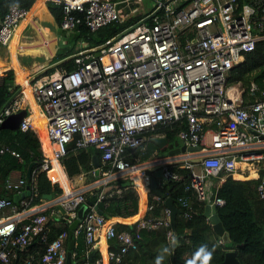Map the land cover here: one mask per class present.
<instances>
[{
  "label": "built area",
  "instance_id": "obj_1",
  "mask_svg": "<svg viewBox=\"0 0 264 264\" xmlns=\"http://www.w3.org/2000/svg\"><path fill=\"white\" fill-rule=\"evenodd\" d=\"M44 1L61 7L62 30L77 32L82 24L96 31L111 22L124 21L131 13L122 14L118 3H124L130 11L132 3L142 0ZM151 2L153 7L139 20L105 42L91 49L85 46L77 49L71 56L73 68L54 65L32 77L25 89H17L0 110V124L6 116L25 108L22 99L28 91L46 119L44 128L50 154L42 152L39 169L53 168L54 161L60 162L77 134L76 148L98 150V167H107L95 188L126 179L130 172L142 170L145 163L161 169L157 183L161 188L169 180L181 179L170 167L178 164L190 171L185 191L195 194L198 201L222 205L224 199L215 196L216 186L212 188L209 176H220L221 172L224 177L234 176L239 161L252 163L258 173L264 169V86L251 81L246 91L251 99L243 102L242 96L230 92L234 86L228 85L230 69L243 60L245 52L254 49L256 41L264 39V0ZM154 11L151 19L141 21ZM27 14L28 8L10 3L0 18L1 45L10 44L17 24ZM175 124H184L177 133L183 144L199 145L200 149H186L138 163L130 160L135 150L145 148L153 131L166 125L173 129ZM19 129H31L37 135L40 132L28 116L23 117ZM5 151L21 157L14 148L0 145V153ZM34 172L31 171V176ZM127 181L126 185L134 187ZM26 182V177L7 176L4 187L20 193ZM30 188L32 192L33 186ZM257 190L264 198V174ZM121 191V188L110 190L108 195ZM86 192L84 188L67 194L64 191L55 200L52 197L47 203L36 204L25 196L19 199L22 208L11 206V199L1 196L0 261L8 264L16 248H23L37 238L45 244L38 264H63L67 254L65 234L47 241V218L56 216L70 223L86 202ZM95 193H98L95 203L106 196L103 189ZM159 202L164 200L154 192L147 210H153ZM177 203L182 216L190 218L194 212L191 195L178 196ZM10 206L11 211L3 213ZM89 207L91 211L80 218L86 253L96 245V232L100 230H104L107 238L117 237L119 244L117 249L105 246L93 261L86 259L78 264L120 263L137 243L129 231L119 232L108 218L92 212L94 204ZM161 225L170 227L168 239L174 235L168 209L165 218L142 219L138 224L147 228ZM10 248L13 253L8 251ZM32 259L26 258L24 264H30Z\"/></svg>",
  "mask_w": 264,
  "mask_h": 264
},
{
  "label": "trees",
  "instance_id": "obj_2",
  "mask_svg": "<svg viewBox=\"0 0 264 264\" xmlns=\"http://www.w3.org/2000/svg\"><path fill=\"white\" fill-rule=\"evenodd\" d=\"M35 0H0V18L4 15L10 3L31 8ZM41 11L44 13H50L57 26L60 27L62 18V9L59 5L52 2L45 1L41 6ZM31 14V12H29ZM143 15L137 14L130 16L124 21H114L109 24L103 25L96 31H90L87 26L81 25L80 31L74 32L76 39H86L88 45L97 46L105 42L110 37L116 35L121 29H123L129 23L136 22ZM61 28V27H60ZM57 65H61L67 69L74 67V62L65 61ZM1 68V65H0ZM0 82V110L12 96L13 93L19 89V86L13 82V70L9 69L4 71L1 75ZM251 81L256 82L260 87L264 86V39L256 41L254 49L244 53L242 61L234 65L228 74V85L240 83L243 85L244 92L248 90V86ZM207 124V120L204 121ZM184 124H175L173 129L170 125L162 126L156 129L152 133L164 131L169 143L176 144V135L178 130L183 127ZM20 130V129H19ZM23 132L22 139L24 146L20 153L24 161H33L34 166L32 170H35L33 176L26 177L27 184L33 186V191L26 198H31V204L41 202L43 195L51 193L56 195L61 193L62 188L59 185V179L50 166L48 169H39L42 161V145L49 148L48 140L45 137L42 139L31 129ZM151 133V132H150ZM149 134V132H148ZM76 134L74 138L68 144V152L61 159L64 171L68 175H74L81 171V166L90 169L92 168V154H100L98 150L94 148L89 149H77ZM150 145L160 148L157 144L148 141ZM14 148V147H13ZM46 149V150H47ZM76 150L77 152H75ZM152 148H147L143 154L144 159H148V156L152 153ZM133 161V156L129 157ZM13 166L21 167L23 164L19 163L14 157ZM134 162V161H133ZM171 169L178 172L181 176L179 180H169L163 184L160 188L162 191L161 197L165 200L170 196L176 206L180 209L177 203V197L180 195H191L192 207L194 212L190 218H184L181 213L176 216V223L174 235L179 240V245L171 248L166 243L167 232L170 227L165 225L156 228L139 227L138 222L133 223H114L116 229L120 232L123 229L128 230L134 241L137 243L136 248L129 249L123 256L120 263L117 264H155L156 257L163 255L164 259L162 264H187L190 259L194 258L196 250L205 245L212 252V260L210 264L220 262L224 258V254L227 250L233 249L236 252V256L241 264H264V198L260 197L257 186L262 181L264 169H260L259 176L256 178L237 179L231 175H227L215 188V196L224 199L222 205H217L216 210L218 216L222 222L224 229L228 232L230 240L228 242H220L221 239L212 229L211 223L207 216L204 214L205 202L198 201L195 194L184 190V185L189 181L190 171L184 167H180L178 164L170 165ZM107 167L100 169V175ZM221 175L223 173L221 172ZM5 181V180H4ZM126 179H116L107 184L106 196L97 202V206L103 211L102 215L106 218H112V216L128 217L132 216L139 211L143 212V217L148 218L150 213L147 211V205L152 201L153 191H150L146 196L142 198L138 196L134 187L126 185ZM121 188L120 194L108 195L110 190ZM10 191V190H9ZM14 191H10L9 198L12 200ZM92 195L91 191L85 193V198L88 199ZM18 208H22L20 200L13 202ZM165 207L164 202H159L153 208V214L160 215V209ZM90 211V207L84 211L87 214ZM145 212V213H144ZM147 212V213H146ZM159 213V214H158ZM152 215V214H151ZM82 216V217H83ZM59 220V222H57ZM60 223V224H57ZM20 225V224H18ZM69 223L65 220L61 221L56 216H48L47 218V241L54 240L60 234L64 233L65 236L64 246L67 251ZM73 243L71 244L72 257L71 264H78L87 260L93 261L98 257L97 253L92 258L86 254L87 244L85 239V232L82 228L77 236L73 233ZM77 240V243H75ZM36 243L32 248H37L39 251L37 257H33L30 264H38L41 259V254L45 250V244L38 241L37 238L33 239ZM118 239L113 237L109 239V245L112 249L118 248ZM167 242L168 238H167ZM156 243L160 245L159 249L153 250L151 246ZM155 246V245H154ZM164 247H170L169 256H165L163 253ZM17 248L15 249V251ZM10 253H13V249H8ZM96 253V252H95ZM35 258V259H34ZM1 262V261H0ZM12 264V263H11ZM63 264H66L64 261Z\"/></svg>",
  "mask_w": 264,
  "mask_h": 264
},
{
  "label": "crops",
  "instance_id": "obj_3",
  "mask_svg": "<svg viewBox=\"0 0 264 264\" xmlns=\"http://www.w3.org/2000/svg\"><path fill=\"white\" fill-rule=\"evenodd\" d=\"M44 3H45L44 0H35L31 6V8L28 9V13L31 12V14L30 15L27 14L17 24L16 29H15V33H14V39L12 41V42H14V44L18 43L17 47L12 49V51L15 52L14 56L10 50L11 44H9L7 46L0 44V65H1L0 75L6 70H9V69L13 70V82L16 85H18L20 89H25V86L27 85L28 81H30V79H32V77H34L35 75L42 73V72L48 70L49 68H51L52 66L57 65L61 62H65V61L70 62L72 54L77 49H79L80 47H83L82 46L83 43H86V45L84 44L86 48L91 49V48L95 47V46L92 47V46L88 45V42L86 39L82 40V39L74 38L75 37L74 32H72V33L69 32V33H71L70 34L71 41L66 42L64 40V36H63L64 31L60 27L57 26V22L55 21L54 17L50 13H44L41 11L40 8ZM132 4H134V5H131L130 11H129V9L127 11L128 13H131L130 16H133L132 14H134L136 11L139 12L140 15H143V13L149 11L147 9L140 8L139 7V5H141L140 3H132ZM42 29H46L48 31L44 33V31H42ZM16 31H17V33H16ZM73 35H74V37H73ZM23 42L26 44V46L21 45ZM21 78H23V79H21ZM1 80L2 79L0 76V82H1ZM233 86H234L233 91L236 93L237 96H239V97L242 96L243 102H246V101L251 99V97L248 95V93H243L244 91L239 89L238 86H235V85H233ZM23 99H22V101L25 104V108H26V116H28L33 121V123L38 126L39 129L40 128L44 129V127H42L43 125L40 123H42L44 120L46 123V119H45V116L43 114V111H42L40 105L35 101L32 94L29 93L28 91H26ZM22 134H23V132H21L19 130V128H17V129L10 128V127H3L2 128L0 126V145H4L8 148L14 147V149L17 150L21 156V157H16L15 155L11 154L8 151H5L4 153H0V197L1 196H3V197L9 196L8 194L10 193V191L4 187V180L6 179L7 176H11L13 178H15V177L17 178L20 176L28 177L27 176V169H28L29 164L33 163L31 166V171H32V168L34 166L33 161H29V160L27 162L24 161L23 157L20 153V150H22V147L24 146V141H23L22 136H21ZM157 134L158 135H165V132L159 131V132L154 133V135H157ZM38 136L41 139L43 137L42 134H39ZM148 141H150V140H148ZM148 141L146 142L145 148L143 150L140 149L141 152L142 153L145 152L147 148H152L153 151L154 150L157 151L158 148H155V147H153V145H150L148 143ZM48 144H49V142H48ZM172 146L173 145H171L169 147H172ZM46 149H47V147H44V144H43L42 145V151L44 152V154H46L45 153ZM74 151L77 152L76 150H74ZM93 155L94 154H92V156ZM14 157L18 160L19 163L23 164L21 167L13 166V163H14L13 158ZM58 163L60 165V170L57 171V173L56 172L55 173H56V175L60 181V183H59L60 186H62L61 181L65 180L66 183L70 186L71 190H74V189L79 190V189L84 188V189H87V191H88V189H90L89 191H91L93 194L97 191H100L101 189H103V190L109 189V188H107L109 186H107L106 184L102 187H99V190H97L98 189L97 187L95 188L96 182H97L96 179H98L99 177H95L94 174L97 171V169H100V167H94L92 164V168L86 169V168L81 166V171L79 173L70 176V175L66 174V172L64 171V168H63V165L61 164V161ZM243 163L245 165H243ZM238 166H239V169H237L235 171L234 176H233L234 178H237V179L256 178L259 175L258 170L255 167V165H253L250 162L239 161ZM250 170L254 171L255 173L253 175H251ZM139 172L141 173L142 170H138L136 173H139ZM134 173H135L134 171L130 172L128 174L129 176L126 178V181L127 180H129V181L135 180L137 175H135ZM237 173H240L243 177L235 176V174H237ZM222 179H224V176L220 175V179L217 183L219 184L222 181ZM142 187H143V185H142ZM142 187L140 185H138V187H137V185H134L135 191L137 192L138 196L141 198L145 195L144 192L147 193L144 190V187H143V189H142ZM62 191H63V193L65 191L63 186H62ZM62 191H61V193L54 195L53 199L55 200V199L61 197ZM142 193H143V195H142ZM14 194L15 193H13V195H12L13 202L15 201L13 198ZM15 202H17V201H15ZM41 202L47 203V199L44 198ZM11 206L15 207L16 204H12ZM11 206L6 207L4 209L3 213L8 214L11 211ZM86 209H88V208H86ZM98 210H100V209L97 206V208H93L92 212L98 213L97 212ZM160 210H161L160 215H158V216H156L152 213L153 210H151V211L147 210L148 213H150L148 218H151V219L165 218L167 216L166 206ZM90 211H91V208H90ZM143 216H144L143 212L139 211V209H138L137 213L132 215V216H128V217L112 216V218L110 217L109 220H111V222H113V223H118V222L133 223V222L137 221L139 224V222L142 219H144V220L148 219V218H144ZM61 221H63V220L61 219ZM57 222H59V220ZM57 224H60V223H57ZM158 227H155V228L157 229ZM81 229H82V226H80V223H79L78 227L73 232L75 234V236H77L78 232ZM123 231H128V230L123 229ZM96 236H97L96 244L98 243L100 245V247L95 250L96 253L94 252L91 254L92 250H90V252L88 251L86 253L91 258L94 255H96L97 253H99L98 255H101L100 252L102 251V249L105 246L109 245V239L110 238L106 237L104 230H100V231L96 232ZM168 241H169V239H168ZM34 243H36V242L31 241V243L28 244L27 246H25L23 248H18L16 251L14 250L15 255L10 260V262L8 264H11V263L12 264H24L25 263L24 260L26 258H28L30 256L37 257L39 251L37 250V248H32ZM75 243H77V240H75ZM166 243L169 244V242H167V238H166ZM151 248L153 250H156V249L160 248V245L154 243L151 246ZM169 253H165V256H167V255L169 256ZM0 264H3V263L0 262Z\"/></svg>",
  "mask_w": 264,
  "mask_h": 264
},
{
  "label": "water",
  "instance_id": "obj_4",
  "mask_svg": "<svg viewBox=\"0 0 264 264\" xmlns=\"http://www.w3.org/2000/svg\"><path fill=\"white\" fill-rule=\"evenodd\" d=\"M156 13V11L152 12L151 14L143 17L141 21H147L152 18L153 14ZM15 94H13L6 104L14 97ZM4 105V107L6 106ZM3 107V108H4ZM26 116V108H23L15 113H11L10 115L6 116V118L1 122L0 126L3 127H10L17 129L19 128V124L22 121L23 117ZM149 140L155 144L158 145L160 148V151L158 152V156H166L170 154H175L179 152H184L186 149L188 150H198L200 149V146H188L186 147L185 144H178V143H169L168 138L165 135H152ZM173 145L172 147H169ZM175 145V146H174ZM130 150H133V148H130ZM33 163H30L27 169V176L31 177V166ZM92 164L94 167H98L100 165L99 162V155L97 153H94L92 156ZM162 171L160 168H157L154 165H144L142 168V172L140 173V176L136 179V182L143 185L145 191L148 193L150 191H154L155 193L161 195L162 191L160 188H158L157 183L159 180V177L161 176ZM127 181L125 184H128ZM131 184H135V180L130 181ZM31 185L27 184L25 186V190L21 191L20 193L14 194V200L19 201L20 198H24L25 196H29L31 194ZM99 190V187H97ZM146 193V195H147ZM53 195L51 193H47L43 195V198L50 200L52 199ZM98 193L92 194L85 203H83L77 212V217L73 219L69 223V231H68V237L69 241L67 243V254H66V264L72 263V253H71V244L73 243L72 235L74 230L78 227V224L80 223V218L83 216L84 211L86 208L94 204V208H97V200ZM5 198H9V196H6ZM166 208L169 210V219H170V225L171 228L175 229V223H176V216L180 213V209L176 206L174 201L170 196L166 197L164 200ZM58 208L62 213H64V208L62 205L58 204ZM99 214H102V210L97 211ZM204 214L207 216L208 220L211 223L213 231L221 238L222 242H228L230 240L228 232L224 229L222 222L218 216L216 206L212 203L206 202L204 206ZM100 245L97 243L95 247L92 249L91 254L95 252L97 248H99ZM89 256V255H88ZM90 257V256H89ZM214 264H241L236 256V252L233 249L227 250L224 254V258L222 261L214 263Z\"/></svg>",
  "mask_w": 264,
  "mask_h": 264
},
{
  "label": "rangeland",
  "instance_id": "obj_5",
  "mask_svg": "<svg viewBox=\"0 0 264 264\" xmlns=\"http://www.w3.org/2000/svg\"><path fill=\"white\" fill-rule=\"evenodd\" d=\"M140 4L141 5H139V7L140 8H144V9H147V10H150L152 7H153V3L151 2V0H142L141 2H140ZM131 5H134V4H131ZM120 6H122V9H121V13L122 14H126V12L128 11V8L126 7V6H124V3H118V7H120ZM137 15V14H139V12H135L134 14H132V15ZM44 27V26H43ZM42 31H44V33L45 32H47L48 30H46V29H42ZM64 31V30H63ZM72 33V32H71ZM71 33H69V31H64V34H63V36H64V40L67 42V41H71V38H70V34ZM72 36V35H71ZM73 37H74V35H73ZM75 38V37H74ZM13 41V40H12ZM10 42V50H11V52H12V54H13V56H14V53L15 52H13L12 51V49L13 48H15V47H17V45H18V43L17 44H14V42ZM86 45V43H83V45L82 46H85ZM22 46H26V44L23 42L22 44H21ZM233 85H235V86H238V88L239 89H241V90H243L244 91V88H243V85L241 84V82L240 83H236V84H233ZM40 130V133L39 134H42L43 135V137H45L46 138V135H45V128L44 129H39ZM175 139H177L178 141H177V143L180 145V144H182L183 142H182V140L176 135V137H175ZM156 156H158V152L157 151H152V153L148 156V159H144V158H146L145 157V154H143L142 152H141V150L140 149H137L135 152H134V158H133V161L134 162H136V163H138L139 161H145V160H150V159H152V158H154V157H156ZM137 172V171H136ZM134 173L135 175H137V177L135 178V185H137V187H138V182H136V179L140 176V172L139 173ZM95 177H99L100 178V169H97V171L95 172ZM219 179H220V176H209L208 178H207V180H209L210 182H211V184H212V188H214L215 186H217L218 185V181H219ZM245 179V178H244ZM97 180V179H96ZM59 183H60V181H59ZM60 185V184H59ZM61 185H62V183H61ZM61 188H62V186H61ZM145 190V189H144ZM62 193H63V191H62ZM144 196H146V193L144 192ZM54 196V195H53ZM111 221V220H110Z\"/></svg>",
  "mask_w": 264,
  "mask_h": 264
},
{
  "label": "clouds",
  "instance_id": "obj_6",
  "mask_svg": "<svg viewBox=\"0 0 264 264\" xmlns=\"http://www.w3.org/2000/svg\"><path fill=\"white\" fill-rule=\"evenodd\" d=\"M169 245L171 248H174L179 245V240L175 235L170 236ZM170 247H164L162 250L163 253H169ZM163 259H164L163 255H158L156 257L155 264H162ZM211 260H212V252L207 248V246L202 245L194 253V258L190 259L187 262V264H210Z\"/></svg>",
  "mask_w": 264,
  "mask_h": 264
},
{
  "label": "bare ground",
  "instance_id": "obj_7",
  "mask_svg": "<svg viewBox=\"0 0 264 264\" xmlns=\"http://www.w3.org/2000/svg\"><path fill=\"white\" fill-rule=\"evenodd\" d=\"M28 15H30V13H28ZM29 17V16H28ZM18 31V30H17ZM17 31H16V33H17ZM16 35V34H15ZM14 39V36H13V38H12V40ZM21 79H23V78H21ZM29 90V89H28ZM230 92H233V88H231L230 89ZM40 124H42L41 126L42 127H44V124H45V120L42 122V123H40ZM48 140V139H47ZM45 153L48 155V154H50V149L48 148L46 151H45ZM178 157H184V156H178ZM173 158H177L176 156H174ZM244 162V161H243ZM148 163H145V165H147ZM238 164V163H237ZM242 165V164H241ZM243 165H245L244 163H243ZM53 169H54V171L57 173V171H59L60 170V165H59V163L57 162V161H54V167H53ZM252 170V169H251ZM250 170V171H251ZM255 172L254 171H251V175H253ZM243 174V173H242ZM235 176H238V177H243L240 173H237V174H235ZM61 183H62V186L64 187V189H65V192H66V194L67 193H69V192H71L72 190H71V188H70V186L66 183V181L64 180V181H61ZM91 185V184H90ZM138 185H140L141 187H142V184H140V183H138ZM87 187V186H86ZM92 187V186H91ZM142 189H143V187H142ZM142 195H143V193H142Z\"/></svg>",
  "mask_w": 264,
  "mask_h": 264
},
{
  "label": "flooded vegetation",
  "instance_id": "obj_8",
  "mask_svg": "<svg viewBox=\"0 0 264 264\" xmlns=\"http://www.w3.org/2000/svg\"><path fill=\"white\" fill-rule=\"evenodd\" d=\"M177 141H178V140L176 139V143H177Z\"/></svg>",
  "mask_w": 264,
  "mask_h": 264
}]
</instances>
